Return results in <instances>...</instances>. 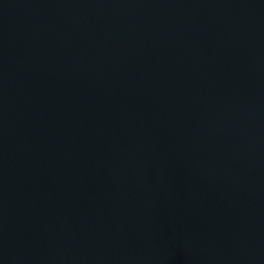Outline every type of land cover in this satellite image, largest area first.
I'll use <instances>...</instances> for the list:
<instances>
[{"label":"water","instance_id":"obj_1","mask_svg":"<svg viewBox=\"0 0 264 264\" xmlns=\"http://www.w3.org/2000/svg\"><path fill=\"white\" fill-rule=\"evenodd\" d=\"M0 264H264V0H0Z\"/></svg>","mask_w":264,"mask_h":264}]
</instances>
